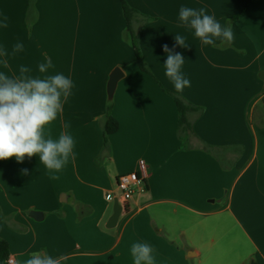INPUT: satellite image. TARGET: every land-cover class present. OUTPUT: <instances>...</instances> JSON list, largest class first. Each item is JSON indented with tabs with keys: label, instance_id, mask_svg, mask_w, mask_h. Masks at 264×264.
I'll use <instances>...</instances> for the list:
<instances>
[{
	"label": "crops",
	"instance_id": "0c3cea01",
	"mask_svg": "<svg viewBox=\"0 0 264 264\" xmlns=\"http://www.w3.org/2000/svg\"><path fill=\"white\" fill-rule=\"evenodd\" d=\"M125 1L138 12L149 73L132 63L120 0H0V51L8 53L0 54V73L19 76L25 66L26 75H43L38 64L51 59L47 74L74 84L46 126L54 139L62 132L75 139L59 179L39 154L0 160V238L10 257L22 262L42 252L64 257L62 264H134L131 245L147 242L154 264H264V0ZM181 6L205 8L232 28L233 41L203 45L180 25ZM176 34L188 47L176 44ZM17 43L23 50L13 53ZM165 44L185 59L190 87L180 93L165 75ZM117 68L123 77L110 100ZM169 92L201 109L186 137ZM110 107L119 127L105 139ZM140 160L146 187L113 224L118 179L137 172Z\"/></svg>",
	"mask_w": 264,
	"mask_h": 264
},
{
	"label": "clouds",
	"instance_id": "9594fccd",
	"mask_svg": "<svg viewBox=\"0 0 264 264\" xmlns=\"http://www.w3.org/2000/svg\"><path fill=\"white\" fill-rule=\"evenodd\" d=\"M7 20L5 16V28ZM178 20L203 45H215L217 40L231 43L234 39L232 28L207 14L205 8L181 6ZM175 42L181 47H188L186 37L181 34L175 35ZM22 50L23 44L17 43L13 53ZM163 51L167 54L165 75L180 93L190 87V80L181 71L185 59L181 53H173L166 44ZM0 54L8 55L6 50L0 51ZM4 64L7 67L6 61ZM52 67L51 59H46L38 64V72L43 75H26L30 69L25 66L20 67L19 76L0 73V160L15 158L19 163L26 157L39 154V162L48 170L50 178L56 180L59 179L57 173L75 156V139L67 132L54 139L46 132V126L62 113L63 104L71 95L74 84L70 77L62 73L47 74ZM24 172L27 173V169ZM153 252V247L147 242L133 243L130 249L134 264H154ZM63 259L34 252L22 262L10 260L9 264H62Z\"/></svg>",
	"mask_w": 264,
	"mask_h": 264
},
{
	"label": "trees",
	"instance_id": "16d2710c",
	"mask_svg": "<svg viewBox=\"0 0 264 264\" xmlns=\"http://www.w3.org/2000/svg\"><path fill=\"white\" fill-rule=\"evenodd\" d=\"M123 8L124 17L126 19V36L132 43L135 51V56L132 63L137 64L143 71L148 72L149 70L145 65L144 61L140 56V50L138 47V34L139 28L137 27L139 21L135 20L138 12L131 8L125 0H120ZM170 93V92H169ZM178 107L179 110V127L180 135L186 137L188 134L193 133V126L191 121V116L194 114L200 115L201 109L193 106L192 104L186 102L183 98L173 93H170ZM111 107L108 110V116L103 124V134L106 139L108 135L115 133L118 130V122L110 115ZM10 258L9 246L5 240L0 238V264H8V259Z\"/></svg>",
	"mask_w": 264,
	"mask_h": 264
},
{
	"label": "built area",
	"instance_id": "2783aa9c",
	"mask_svg": "<svg viewBox=\"0 0 264 264\" xmlns=\"http://www.w3.org/2000/svg\"><path fill=\"white\" fill-rule=\"evenodd\" d=\"M146 178H147V165L144 160L139 161V170L130 174H125L119 177L117 182V190L120 195V198L117 199L122 203V208H126L130 200L133 198L136 191H143L146 187ZM114 194L107 195V200L111 201L114 198ZM16 261L15 258L10 257L9 261Z\"/></svg>",
	"mask_w": 264,
	"mask_h": 264
},
{
	"label": "water",
	"instance_id": "95a60500",
	"mask_svg": "<svg viewBox=\"0 0 264 264\" xmlns=\"http://www.w3.org/2000/svg\"><path fill=\"white\" fill-rule=\"evenodd\" d=\"M122 77H123V73H122L121 69H119V68L115 69L113 71V73L111 74L110 80L108 83V97L110 100H112L114 93H115V90H116V87H117V84ZM259 77L264 82V71H262L260 73ZM114 202H115L114 214L111 217L110 221H111V223L116 224L119 220L121 213H122V206L117 199H115ZM30 216L36 221H41L43 218V215L40 212H31Z\"/></svg>",
	"mask_w": 264,
	"mask_h": 264
}]
</instances>
